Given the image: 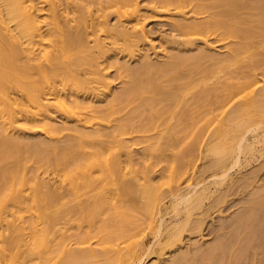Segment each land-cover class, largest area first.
Masks as SVG:
<instances>
[{
  "label": "bare ground",
  "instance_id": "bare-ground-1",
  "mask_svg": "<svg viewBox=\"0 0 264 264\" xmlns=\"http://www.w3.org/2000/svg\"><path fill=\"white\" fill-rule=\"evenodd\" d=\"M157 1L158 9L169 12L173 8L179 13L183 3L188 2ZM243 1H239L242 2L240 6L237 0H204L202 7L211 13L210 20L202 24L188 23L189 19L184 16L174 21L172 28L183 35L216 28L223 30L227 36L236 35L248 40L254 33L249 28L241 27L238 10L240 7L251 9L256 5ZM106 3L117 14L113 25L101 20L102 16L91 17L89 20L84 18L88 8L78 11L72 6L71 0H0V264H184L183 255L179 256L178 253L186 254L188 251L191 254L198 241L187 246L181 238L182 234L188 229L194 233L199 232L204 219H194L193 216L196 212H199L197 216L204 215L208 210L206 203L213 201L217 193L216 200H220V194L226 192L227 184L231 186L235 183L232 173L227 171L229 166L242 169L250 165L252 159L264 156V149L260 148L264 145V126L254 127L257 122L264 120L263 93L257 96L253 94L244 106L235 108V112L232 110L234 116L233 113L227 115L225 124L206 138L200 133L201 128L194 134L193 141L180 150L177 159H181L184 166L183 159L199 151V158L210 157L212 164L223 170L208 182L199 181L192 188L195 174L185 179L183 176L189 171L181 165L178 168L176 163L172 166L166 190L150 175L152 170L150 172L147 165L143 164L144 172L140 174L129 152L130 146L119 137L134 130L142 131L144 126L139 123L137 126H132V123L129 125V119L110 125L113 122L110 117L117 114L116 108L123 102L133 104V109H138L144 105L153 106L159 96L162 98L160 101L169 100L171 104L178 105L179 100L188 93L186 89L190 84L188 82L187 87L183 85L185 82L176 83L180 78L175 70L188 59L174 54L168 60L165 54V62H153L147 53L141 67H129L128 63L135 57L133 51L143 47V43L153 42L146 30L145 18L141 15L140 2L107 0ZM257 7L264 9V4ZM79 12L83 13L82 16L78 15ZM262 21L256 22V26L261 27L259 32L264 35ZM120 42L126 44L129 58L122 64L117 61L115 65L119 71L122 70L118 72L120 76L132 79L128 78L125 92L115 94L113 79L109 80L102 59L106 54L115 52ZM245 45L229 49L230 54L219 57L218 62H233ZM155 55L159 59V55ZM213 62L216 61L213 59ZM36 74L42 81L35 79ZM89 76L93 77L91 81L88 80ZM45 81L53 84L46 86ZM92 83L96 85L91 86ZM80 92L90 96L79 97ZM198 98L199 101L204 97L198 95ZM146 108L143 110L148 111ZM157 113L158 122L166 125L167 112ZM59 114L63 116L62 125L57 124ZM69 118L74 122L73 126H69ZM21 124L32 125L45 135L47 141L42 139L43 142L34 145L36 154L31 155V158L45 165L50 164L55 156L57 165L67 171L63 180L58 179L59 175L58 178L50 174L44 177L38 170L28 178L26 159L23 156L34 146L23 141ZM176 126L177 130L182 125ZM249 131L251 137L248 138ZM199 136L202 137L200 142L196 139ZM70 141L78 144L79 156H83L81 159L78 156H66L68 147L62 150V144ZM154 143H148L146 150L150 148V153L156 154L160 147ZM119 153H123L127 160H122ZM106 154L108 156L104 158ZM72 161L73 167L69 169ZM95 173L99 175L96 177ZM182 177L186 181L190 178L188 182H191L181 187L184 180ZM79 180H82L84 194L88 196L86 199L94 200L92 207L85 208L87 217L93 219L99 213L105 215L106 211L114 210V218L127 223V209L119 205V201L126 198L136 212V221L142 222L149 230H158V243L165 245L156 251V246L148 248L143 241L135 240L138 235L130 234L126 242L130 241L131 244L125 247L124 252L119 244L114 246V240L109 243L106 240L96 241V249L91 247L95 242L91 244L90 239H78L72 243L65 235V227L58 230L61 236L59 241L55 245L51 244L50 226L55 215L60 213L58 208L54 212L55 207L66 206L67 182L75 194H79ZM97 180L102 185L100 188L95 185ZM108 184H113L115 189H109ZM95 190L99 192L95 193ZM167 199H171L168 206L165 205ZM177 202L183 205L182 209L177 208ZM124 237L120 234L118 239ZM102 257L105 262L100 261Z\"/></svg>",
  "mask_w": 264,
  "mask_h": 264
},
{
  "label": "rangeland",
  "instance_id": "rangeland-1",
  "mask_svg": "<svg viewBox=\"0 0 264 264\" xmlns=\"http://www.w3.org/2000/svg\"><path fill=\"white\" fill-rule=\"evenodd\" d=\"M71 1L72 6L78 11H83V9L88 8V13L84 15V18L87 17L88 20L91 17L96 18L97 16H102L101 20L107 21L110 25L116 23L117 14L114 9L109 8L106 3L107 0ZM138 1L140 2V7L142 9L141 15L145 18L146 30L153 42L143 43V47L138 50L133 49L135 57L128 63V65H130L129 67H141L142 62L146 59L145 54L147 53L151 55L150 58L153 62L159 60L160 62H165L166 60L163 59L168 58L169 60L174 54V56H182L188 59V61L180 63V66H177L175 73L180 79L179 82L176 83L182 84L185 82L183 85L185 84L188 87V84H190L191 86L189 85L188 88L186 87L188 93L185 94L186 96L184 95L183 99L179 100L180 102L178 105L177 103L175 105L171 104L169 100L160 101L159 99L162 98L159 96L157 97L158 100H155L153 106L144 105L139 107V110L136 108L133 109L135 107H133V104L131 105L123 102L120 104L121 106L118 105V108H116L118 111L117 114L112 118L110 117L113 121L110 125H117L124 119V121L129 119V125L133 124L132 126H137L139 123L144 126V128L141 129L142 131L134 130V132H129L120 135L119 137L120 140L130 146L129 152L131 153L137 168H139L140 174L141 172H144L143 164L145 166L147 165V167L150 168L149 171L151 172L152 170L150 175L153 178H156L155 181L162 184L163 189L166 190V183L169 181L172 166L177 164V167L180 168L181 165L184 167V170L187 169L189 171L187 175L183 176L185 179H187L189 175L195 174V177L193 178L195 179L194 183L191 185L192 188H195L199 181L206 183L211 180L216 173L223 170L214 166L210 157L204 158L201 156V158H199V151H195L191 157H186L187 159L184 158V166L181 163L182 160L180 159V162V160L177 159L180 150L193 141L194 134H196L201 128L202 131L200 133L206 138L208 134H213L220 125L225 124L227 117L232 115L231 113H233L232 116H234L235 108L241 107L242 105L244 106L246 100H249L253 94L257 96L264 93V35L259 32L261 27L256 26V22L263 20L261 26L264 27V9L257 7L260 5L263 6L264 0H237L238 4H242V2L239 1H243L247 4L252 3L253 5H256L251 9L240 7L238 10V18L242 21H240V24L242 23L241 27L244 29L249 28L254 33L248 40H243L236 35L227 36L223 34V30L216 28L198 30L193 35H183L178 31H174V28H172L173 22L183 19L184 16L189 19L187 20L188 23L202 24L210 20L211 13L207 12L208 10L202 7L204 0H187L188 2L183 3V6L179 9V11L181 10L180 13L174 11L173 8L172 11L169 12L160 8L158 9L157 7L159 3L157 0ZM241 4L239 5L242 6ZM81 12L78 13L79 16H82L83 13ZM205 43H207L206 45L208 46H206ZM244 43L246 44L245 48L237 53L233 62L231 61L223 64L218 62L219 57H227V55L230 54L228 53L229 49L241 46ZM128 54L129 50L126 49V44L120 42L119 48L115 52L106 54L102 59L103 67L107 69L106 71L109 80L113 79L111 81L113 82V90L115 94H122L125 92L124 89L127 87L126 82L132 79V77H126L123 75V78V76H120L119 73L122 70L119 71L117 65H115L117 61L120 64L127 61L129 58L127 57ZM155 54L159 55V59L155 58ZM165 54L167 55V58H165ZM223 54L226 55L224 56ZM213 59L216 62H213ZM195 66L196 69H194ZM35 79L38 82L42 81V78L38 74L35 75ZM92 79V76L88 77L89 81ZM44 84L50 86L53 82L45 81ZM95 85V83H92L91 86ZM79 95V97H83L84 95L90 96L83 92H80ZM198 95L199 97L203 96L204 98L198 101ZM102 104H106V102H103ZM145 107H147L146 109H148V111L143 110ZM154 107L155 109H153V111L152 108ZM162 107H164V109H162ZM156 110L157 112H167L165 119H168L166 120L168 123H166V125H161L160 122H158L159 115H156L158 114ZM226 110L227 113L225 112ZM169 111H171V114L173 115H170ZM190 113H192V115ZM153 116L155 117L153 118ZM62 117L63 116L59 114V118L57 119L58 125H62ZM178 119L182 121L180 122ZM73 125L74 122L71 120L69 126ZM176 125L182 126H179L176 130ZM21 126L20 133L23 135L21 137L24 138L23 141L26 143L33 144L34 146L35 144L40 143V141H47L45 135L32 125L21 124ZM260 126H264V120L257 122L254 127L259 128ZM170 128L174 130L172 131ZM182 128L184 129L182 130ZM175 130L176 132L179 130L183 132L176 133L174 132ZM247 135L248 138L251 137L250 131ZM200 136L199 138H196L199 139V142L200 139H202ZM65 139L68 140V137H65ZM156 139L159 140V142L161 141V144H159ZM154 141L157 146L160 147H157V149L159 148L160 150L156 153L157 155L155 153L154 155L152 152L151 155L150 148L148 151L146 150V148H148V143L151 144L154 143ZM77 145L76 142L70 141L68 143H63L61 147H63L62 150L66 147L69 148V151L67 150L65 153L66 156H74L73 158H77L75 156H78L81 159L83 156L81 154V156H79ZM260 148L264 149V145ZM31 151L25 153L23 156V158L26 159V172L28 178L32 177L36 170H38V173H41L44 177L50 174L51 176L59 175V178L58 176L57 178H61V180L65 178L67 171L64 170V167L57 165L54 160L55 156L50 164L43 165V163H39L34 158H31V155L36 154L35 146ZM109 152L112 154L113 149ZM86 153L88 154V152ZM119 155L122 156V160H127V157L123 153H119ZM107 156L108 155L106 154L103 157L105 158ZM263 157L252 159L250 165L243 167L242 169H236L235 167L229 166L227 171L232 173L235 183H233V185L231 184V186H229L230 184H227V187L225 188L227 189L226 192L220 194L222 200H216L218 197L217 193L214 196L215 199L212 198L213 201L210 200L206 203L208 204L206 206L208 210L204 215L201 217L197 216L199 212H196V216H193L194 219H204V224L202 223L200 229L201 232L195 231L196 233H194V231L188 229V231L186 230V232L184 231L182 234L183 237L181 238L187 246L198 241L197 246L192 248L191 254L188 251L186 252L187 256L185 253H178L179 256L183 255L182 262H184V264H216L217 262V264H221V262L222 264H227L228 262H232L233 264H264ZM73 162L74 161L71 162L69 169L73 167ZM79 163L82 164L83 162ZM94 175L97 177L99 174L95 173ZM183 177L182 179H184ZM185 179L183 180L181 187L186 186L191 182H188L189 179L187 181ZM81 181L82 180H79V183H81ZM95 185L98 188L102 186L98 180L95 182ZM107 187L112 190L115 189L113 184H108ZM65 188L66 199L64 201L66 206L64 205V209L60 208V206L55 207L56 210L54 212L59 209L58 212L60 213L55 215L54 220L56 219V223H54L55 221L53 220V224L50 226L52 229L51 235L49 236L51 244L55 245L59 241L61 236H59L60 232H58V230L61 227H65V235L72 240V243H75L78 239H90L92 241L91 244L95 242L91 247L96 249L98 248L96 241L106 240L109 243L114 240V246L119 244L124 252L125 247L131 244L130 241L126 242L128 239L127 235L130 234L138 235L135 240L143 241L148 248L156 246V251H158V248L165 245L164 243H158V237L160 236L158 230H149L142 222L136 221V212L131 208V203H128L126 198L122 202L119 201V205L127 209V223H124L123 221L121 222L120 218H114V210L106 211L105 215L99 213L91 219L89 216V218L87 217V211L85 208L92 207L94 200L86 199L88 196L84 194L85 189H83L82 183L80 184L81 191L79 194H75V191L71 189L68 182ZM211 188L213 190L215 189V187ZM98 192V190H95V193ZM170 202L171 199L165 200V205H170ZM175 204H177V208H183L182 204H178V202ZM51 210L53 212V209ZM29 214L30 213L27 215ZM55 224L57 225L54 227ZM199 233L201 236H198ZM120 234H123L125 237L118 239ZM86 246H88V244ZM187 246L185 247L186 249ZM72 247L75 248V245ZM186 257L187 259H185ZM100 261L105 262L104 257L100 258Z\"/></svg>",
  "mask_w": 264,
  "mask_h": 264
}]
</instances>
